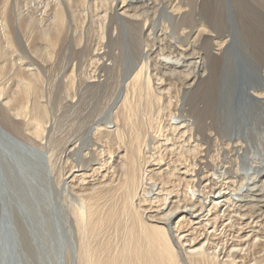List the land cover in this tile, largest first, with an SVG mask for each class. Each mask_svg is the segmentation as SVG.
I'll return each mask as SVG.
<instances>
[{
	"label": "bare ground",
	"instance_id": "obj_1",
	"mask_svg": "<svg viewBox=\"0 0 264 264\" xmlns=\"http://www.w3.org/2000/svg\"><path fill=\"white\" fill-rule=\"evenodd\" d=\"M172 1L98 0L100 5L94 4L95 14L88 0H37V8L27 4L25 10L18 0H0V74L2 77L7 66L13 77L6 81L8 86L0 80V170L6 177L3 192L0 185V236L7 232L4 219L11 211V203L25 216L27 204L23 198L26 196L37 211L26 224H20L19 216L14 220L27 239L25 245L36 252L37 263L264 264V151L259 147L264 141V117L258 140L253 133L250 137L240 128L232 129L221 113L222 101L216 106L207 102V93L203 94L207 90H200L203 86L197 88L198 71L203 72L205 66L203 57L182 59L180 55L160 52L159 44L149 42L146 45L151 46L150 52L140 56L142 60L129 59L126 66L118 70L122 80L118 94L120 104L115 103L116 109L111 108L103 121L91 127V136L79 145L69 143L70 149L69 144H63L59 158L55 156L57 152H53V145L49 148L57 131L52 108L49 110V100L45 99L48 90H45L43 75L63 42L68 21L74 22L75 32L78 27L81 29L82 37L83 30L90 32L91 25H97L100 37L95 50L100 54L94 53L90 62L97 59L95 64L100 68L98 55L102 54L104 39L114 30L119 34L124 31L134 34L140 30L146 41L165 35L164 24L172 25L174 20L178 24L179 19L185 21L187 15L195 16L191 24L199 23L201 31L205 30L204 25H214L215 20L208 22L203 14L198 16L194 7L201 6L205 0L201 4L197 0H174L171 5ZM132 8L141 12L133 9L131 13ZM49 10L51 16H47ZM38 11H46V17L35 16ZM92 17L96 20L90 21ZM24 18L29 23L20 26L19 20ZM15 21L17 28L14 26L12 30ZM153 22L160 25L157 32L152 31L154 33L151 32ZM182 27L175 33L180 35ZM17 29L22 31L19 35L23 34V38ZM197 33L201 34L199 30ZM222 35L220 33L218 38ZM158 40L162 42L163 38ZM228 40H217L213 46L207 44L204 51L212 53L214 50L211 55L216 62L226 59ZM109 42L108 39L105 44ZM10 48L23 50L22 57L17 53L15 59L10 58ZM41 51L44 53L39 54ZM185 65L193 66L192 75L189 73L191 76L182 77L171 86L173 77L165 78V74L177 76ZM96 67L90 74L88 70L80 74L74 68L65 69L62 81L68 98L77 101L80 76L96 81L93 84L103 79L99 70L96 73ZM261 71L255 73L260 80L256 83L251 82L247 72L233 74L234 94L241 98L240 103H236L238 111L247 103L254 108L264 107ZM194 86L196 88H192ZM212 98L217 100L216 95ZM195 99L201 104L188 102ZM140 105L147 112L143 111L144 118L137 115ZM91 142L92 147L88 148ZM251 142H257L255 151L250 149ZM74 152H78L79 163L69 161ZM88 158L91 163L84 168L83 160ZM58 163L63 166L59 174L55 171ZM27 173L30 178L31 175L40 178V182H35L44 192L41 198L33 184L26 191L27 184L19 181L20 175ZM18 245L24 249L20 240Z\"/></svg>",
	"mask_w": 264,
	"mask_h": 264
},
{
	"label": "rangeland",
	"instance_id": "obj_2",
	"mask_svg": "<svg viewBox=\"0 0 264 264\" xmlns=\"http://www.w3.org/2000/svg\"><path fill=\"white\" fill-rule=\"evenodd\" d=\"M96 1H97V3L95 2V0H93V1L88 0V2H91V8H92L91 12H93V13L95 12V14H96L95 6L100 5V3H98V0H96ZM163 1H166V3H167V0H163ZM187 1H191V0H187ZM192 1H194V0H192ZM19 2H20V4H19ZM160 2H161V0H160ZM174 2L175 1L173 0L171 5L174 4ZM202 2H203V0L202 1L197 0L198 4H201ZM207 2L209 5L206 4L207 5L206 6L205 3H207ZM18 4L20 7H23L24 10H25V6L27 4H31L32 7L36 6V8H37V0H33V1H31V0H18ZM94 4H95V6H94ZM202 5L201 6L200 5L194 6L196 11L198 12V16L200 14L201 15L203 14L202 16L206 17L208 19V22H214V20H215L213 26H212V23H211V26L204 25L205 30L201 31L202 26H200L199 23H196L195 25H193L194 23H193V21H191L195 16L187 15L188 17L186 16V18H185L186 20L183 21V20L179 19V21H181V22L178 24L176 23L175 20L173 21L172 25H169L168 23H166V25L164 24L165 35H163V36L161 35L160 38H158V39L163 38V41H162L163 43L160 42L158 39L152 38L153 39L152 40L151 37L149 38V39H151L150 41H149V39L145 41L144 40L145 34H143L142 31H141L142 32L141 33L140 30H137V32L134 34L132 32L127 33L124 31L123 33H121L122 34L121 35L116 30H114V32H113V29H111V32H113V34L110 33L108 35L110 37V35L112 34L110 38L107 36V38L109 39L110 42H109V44H105V42L107 43L108 39L107 38H105L106 40L104 39V42H103L104 48L100 50L102 54L98 55L99 56L98 63L100 62L99 63L100 68L98 67L97 64H95L96 63L95 61H97V59H95L94 62H92L93 61L92 55L94 56V53L96 55L97 54L96 52H99V51L95 50L97 48V47L95 48V46L98 44V40L100 37L97 34L99 32L96 29L97 25L96 24L91 25L92 27L89 28L91 33L86 29L83 30V37H82V34H81L82 32L80 33L81 29H79V27L77 28L74 26V28H77V30L75 32V30L73 29V25H74L73 23L74 22L71 19H70V21H68V25L66 27V35H64V37H63L64 38L62 40L63 42L61 41L63 44L61 43L59 46V49L57 48L58 52H57L56 56L54 57L53 62L51 63V65L48 63L47 70L44 71V73H45L43 75L44 78L42 77L43 81H44L43 83L45 86V90H48V92H49V94H48V92H46V94H48V96H46V94H45V99L49 100L48 101V107H49V110H50V108H52V116H53L52 119H53V121H55V127L54 128H56L55 132L56 131L58 132V133L56 132V134H53V136H52L53 140L50 141V147H49V148H51L53 145V150H54L53 152H57V153H55L56 157L59 158V155L61 153H63L62 149H63L64 145L69 144V143L70 144L73 143V145H75L76 142H78L77 143L78 145L80 143H84L87 136L88 135L91 136V132H90L91 127L97 121H99V120L103 121L107 115V112L111 108H112V110L116 109V108H114V105L120 104V99H118V96H119L118 94H119L120 90L122 89V80L118 75L119 74L118 70L121 67L126 66L127 61L129 59H131V60H138V59L142 60V58H140V56L142 57L148 51L150 52L149 49L151 48V46L146 45L149 42L150 43L156 42L157 44H159L160 50H162V51L159 50L160 52H162V53H167V52L169 53L170 52V55H174V54L177 56L180 55L179 57L180 58L182 57V59L187 58L186 60H189L192 58L194 60L197 57H199V58L203 57L202 58L203 64L205 65L204 71L200 72L197 70L199 72L198 73L199 76H197L196 79L198 82L197 88L199 89L201 86H203V87H201L200 90H203V92L205 90H207L203 93V94L207 93L206 95H208V96L205 95V97H207L206 98L207 102H211L213 105L216 106L218 103H220L222 101L220 103V105H222L221 113H223L226 121L228 122L229 126L232 127V129L235 130V129L240 128L241 131L244 130V132L246 131L245 133L250 134V137H252V133H253V135H255L256 140L261 138L260 136H261V130L263 129V121L262 120L264 117V109H263L264 107L263 106H259V107L257 106V108H254L251 105L249 106V104L247 103L246 106L243 107L244 109H242L241 111H238L237 107H236V103H240L241 98L234 94L235 91H234V87H232V86H235V82H234V78H232V77H233V74L235 72L241 73V71H244V72H247L251 75V79H252L251 82L256 83L257 81H260L256 77V75L258 74L257 73L258 70H262L263 74H264V0H209V1L205 0V2ZM196 7L198 8V10ZM138 8H132L130 12L132 13V12H134V10L141 12V10ZM200 9H202V12ZM167 10L168 11L170 10L168 8V5H167ZM217 12H218V14H217ZM48 13H47L48 14L47 16L52 15L51 10H49ZM99 13H100V11H99ZM45 14H46V11H45V13L43 11H38L37 13H35V16L37 15L39 18L41 16H43V18H44V17H46ZM95 14H94V16H95ZM219 14H221V15L219 16ZM27 17H31V16H27ZM93 20H96V18H93V17L90 18V21H93ZM137 21H140V20H137ZM79 22H77V23L80 24ZM189 22H190V24H187ZM191 22L193 24H191ZM222 22H223V24H222ZM26 23L27 24L29 23V21L26 18L19 20L20 26H23V24H26ZM113 23H114V21H113ZM183 23H184V25L182 27ZM17 24H18L17 21L12 23V30H14V26H16V28H17ZM153 24L154 25L152 26L153 29H151V32L152 31L157 32L160 28V25L155 23V22H153ZM69 25H71V26H69ZM185 25L187 26V28ZM191 25H193V26H191ZM220 25H221V27H219ZM179 26H180V28L182 27L180 35L176 34V33L180 32ZM166 27H168V28H166ZM225 27H226V29H225ZM227 27H228V29H227ZM154 28L155 29L157 28V29L154 30ZM185 28L187 31L185 30ZM217 28H218V31L216 30ZM166 30H168V31H166ZM198 30L201 32L200 35H199V33H197ZM190 31H192L191 34H189ZM19 32H22V31L20 29H17L18 35H19ZM68 32H70V33H68ZM154 32H152V33H154ZM78 33H80V34H78ZM220 33L223 34L222 37H220L221 39L218 38V36H220ZM73 34H74V36H73ZM115 34H116V36H115ZM216 34H219V35L217 36ZM150 35L152 36L153 34H150ZM14 36H15V34H14ZM19 36H20V38H23V34H21ZM67 36H68V38H67ZM139 36H141V37H139ZM203 36H205V37H203ZM80 37H82L84 39H82ZM117 37H119V38H117ZM185 37H186V39H185ZM213 37H214V39H213ZM32 38L33 37H31V40H32ZM79 38L82 40V42L80 41ZM203 38L204 39L208 38V41H207V39L205 41H203L204 40ZM209 38H210V42H209ZM15 39L17 40L16 36H15ZM112 39H114V43H113ZM117 40H118V42H117ZM168 40H169V42H168ZM182 40H184V41L187 40V42H184ZM201 40H202V42H201ZM217 40H218V42L223 41V40L230 41V47L227 51V54L225 55L226 59H223L224 61L221 60V61L216 62L215 58H213V55H211L214 52V50L212 53L211 52L207 53V51H204V48L207 44L210 46H213V45H215V42H217ZM178 41H180V42L177 43ZM206 41H207V43H206ZM212 41H213V43H212ZM180 43H182V45H180ZM184 43H186V44H184ZM61 45H63L62 46L63 49H62ZM180 46L181 47L183 46V47L181 48ZM11 47H13V46H11ZM200 48H202V49H200ZM182 49H183V51H182ZM9 51L10 52L12 51V55L9 56L12 59H15V57L17 56V53H18V56L22 57L23 50L20 51V49H18L17 51H14L13 48H10ZM176 52H178V53H176ZM181 52H182V54H181ZM43 53H44V51H41L39 54H43ZM171 53H173V54H171ZM206 53H207L208 57H206ZM99 54H100V52H99ZM105 54L106 55L108 54V56H106ZM152 55H155V54H151V56ZM182 55L185 57H183ZM155 57H157V56H155ZM158 57H159V55H158ZM210 57H211V59H210ZM90 60H92V61L90 62ZM205 60L208 62H206ZM104 64H106V65L108 64V65L105 67V66H103ZM214 64H215V66H214ZM96 65H97V67H96ZM216 65H218L219 67ZM95 67H96V73L99 70V74H101L99 76L100 77L102 76L101 78H103L102 80H100L99 83H96L98 85L96 86V84H93L96 81H89L88 79L85 80V77H84L85 75L80 76L81 77L80 80H81V83H82V86L84 87V89L81 86V83L78 84L77 87L80 86L79 87L80 89L77 90V93L75 96L77 101L74 100V98L72 99V97H71L72 100L70 98H68L67 93L64 90L65 88H63V87H65L64 81H62V80H64L63 77L65 74L64 73L65 69L67 70L69 68V70H71L74 68L75 72L80 73V74H85V73H87V70H88V72L90 74V72L92 73V69H94ZM206 67H208V69ZM192 68H193V66H191V65L190 66L185 65L181 69L178 70L177 76L176 75H169V74H167L168 76H166V74H165V78L168 77L170 79L173 77L172 78L173 80L170 79V85L173 86V85H175L174 82L177 84L178 80L181 79L182 77L185 78V76H191L192 75V72H191ZM212 68H214V69H212ZM184 71H186V72H184ZM213 71H214V74L216 76H218L219 81H217V77L214 76V74L212 73ZM207 72H209V73H207ZM215 72H217V74ZM189 73H191V75H189ZM255 73H256V75H255ZM211 74H212V76H210ZM10 75H12V74H9V69L7 68V66H5L3 71H2V77L0 74V80L2 79L4 82H6L8 80V78H10L12 80L13 77H10ZM206 75H209L210 77L206 76ZM80 77H78V78H80ZM202 77H204V78H202ZM175 78L177 79V81ZM201 78H202V80H201ZM213 78L215 79V83H213L214 82ZM83 79L85 80V82H83ZM204 79H206V81ZM223 79H224V81H223ZM78 80L79 79H77V82H78ZM200 81H202V82H200ZM209 81L210 82L212 81V82L210 83ZM216 81H217V83H216ZM13 82H14V80H13ZM77 82H76V84H77ZM85 83L88 84V86ZM171 83H173V84H171ZM204 85H205V87H204ZM228 85H229V87H228ZM6 86H8V83L6 84ZM214 87L217 91H215ZM192 88H196V87L194 86ZM209 88L211 91H213V93L211 91H209ZM230 88L231 89L233 88L232 91ZM172 90H175V89H172ZM174 94L175 93H173V95ZM215 95L217 97L216 98L217 100L213 101L214 98H212V97H215ZM195 100H193V101L195 102ZM227 100H228V102H227ZM237 101H239V102H237ZM135 102H137V101L135 100ZM188 102H190L192 105H194V104L200 105L201 104V102H199V101L197 102V100L195 103L192 101H188ZM225 103H227V104H225ZM71 104H72V106H70ZM229 104H231V105H229ZM243 104H245V102ZM223 106H224V108H223ZM227 107H229V108H227ZM139 108H140L139 109L140 113H137V115L140 114L141 116L140 115H138V116L142 118L144 116L143 114L145 111L143 110L141 105L139 106ZM231 111H232V113H231ZM145 113H147V112H145ZM215 116H216V112H215ZM238 117H239V119H238ZM126 137H127V135H126ZM65 140L69 141V142H66ZM57 141H58V143H57ZM92 142L88 143V144H90V145H88V148L92 147V144H93ZM70 144H69V146L67 145L68 148L72 147ZM252 144L253 145H250V149L255 151V146H256L257 142H253ZM259 147H260V150L262 147V150L264 151V141H261ZM77 153L76 152L72 153L70 155L69 161L71 160L74 163L77 160L81 161L80 158L78 159ZM79 157H81V156H79ZM86 160H88V161H86ZM86 160H83L84 161L83 162L84 168L86 166H88L89 163H91L89 158ZM76 163H79V162L77 161ZM59 165L60 164L58 163V166ZM59 167H57V169L55 170L56 173H58V174L60 173V169L63 166H61L60 168ZM24 170H25V168L22 169L21 171H24ZM33 171L36 173V171L34 169H33ZM33 171H32V174L34 175ZM33 175H31L32 178H30V175L28 173H27V175H20L19 181H21L24 184H27L26 191L29 190V186L31 184H33L35 186V191L37 192L38 197L41 198V194H44V192L40 186L37 187L36 182H35V181L40 182V178L39 177L33 178ZM5 184H6V177L3 175V173L0 170V185H1L2 192H3V187H5ZM30 195H31V193H30ZM23 199H24L23 202L24 203L26 202V204H27V207L25 209V212H26L25 216H27V218H25V216H22L19 212H17L15 210V204L11 203V206H12L11 211L8 212L6 219H4L5 229L7 230V232L5 234L2 233L3 235L1 234V236H0V264H40V263H37L36 252L31 250V248H29V246L25 245V244H27V239L23 236L24 233H21L19 231V229L17 228L16 223H15V220H17V217L19 216V219L21 222L20 224L21 225H23L24 223L26 224L28 219L31 218L32 215H34L35 211H37L35 209V207L27 200L26 196ZM30 205H32L33 208H31ZM52 210H53V212L55 211L53 208H52ZM54 229L58 230V227L56 225H54ZM19 240H20V242L23 243L24 249H22L18 245Z\"/></svg>",
	"mask_w": 264,
	"mask_h": 264
}]
</instances>
